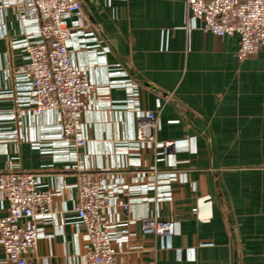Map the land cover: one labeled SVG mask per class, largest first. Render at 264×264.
Segmentation results:
<instances>
[{"label": "crops", "instance_id": "crops-1", "mask_svg": "<svg viewBox=\"0 0 264 264\" xmlns=\"http://www.w3.org/2000/svg\"><path fill=\"white\" fill-rule=\"evenodd\" d=\"M79 1L90 35L74 36L70 52L94 89L75 149L59 111L34 112L21 73L35 11L0 0V174L37 173L53 193L29 264H90L74 212L80 169L100 178L117 264H264V50L240 59L239 37L206 32L187 0ZM148 111L174 152L136 144ZM8 207L0 192V219ZM147 217L175 233L144 234ZM0 264H10L1 243Z\"/></svg>", "mask_w": 264, "mask_h": 264}, {"label": "built area", "instance_id": "built-area-1", "mask_svg": "<svg viewBox=\"0 0 264 264\" xmlns=\"http://www.w3.org/2000/svg\"><path fill=\"white\" fill-rule=\"evenodd\" d=\"M8 1L18 6L27 4L37 16L34 38L23 42L26 63L21 68L24 81L31 85L34 112L59 111L64 144L68 148L84 147L82 103L94 85L73 63L70 52L74 36L90 35V24L80 1ZM187 11L189 19L200 21L206 32L219 37L237 35L240 59L264 50V0H187ZM158 122L155 113H145L136 144H153L162 149L161 154L168 155L177 145L172 141L157 143ZM0 192L9 203L7 215L0 219V243L10 264H29V253L35 252L41 237V224L53 215V193L41 188L40 176L34 172L0 174ZM102 208L100 178L80 169L74 212L86 230V257L90 264H117V232L102 217ZM142 230L146 235L171 237L175 223L147 217Z\"/></svg>", "mask_w": 264, "mask_h": 264}]
</instances>
